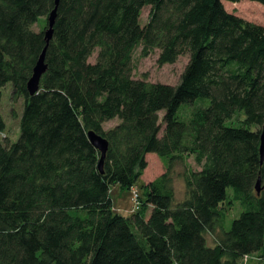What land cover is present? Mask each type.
I'll return each mask as SVG.
<instances>
[{
    "label": "trees",
    "instance_id": "obj_1",
    "mask_svg": "<svg viewBox=\"0 0 264 264\" xmlns=\"http://www.w3.org/2000/svg\"><path fill=\"white\" fill-rule=\"evenodd\" d=\"M60 2L47 72L31 94L55 0H0V98L12 82L14 98L25 99L19 138L0 142V264H246L255 252L264 258V24L230 12L224 0ZM140 45L144 55L159 48L161 64L189 54L180 82L135 78ZM183 104L195 106L189 119L180 118ZM6 127L0 114V132ZM89 131L109 140L104 172ZM150 152L165 170L140 185ZM178 166L183 199L176 197ZM118 184L140 189L131 215L114 209L111 185ZM235 201L244 210L226 228L225 204ZM220 228L210 243L206 234Z\"/></svg>",
    "mask_w": 264,
    "mask_h": 264
},
{
    "label": "rangeland",
    "instance_id": "obj_2",
    "mask_svg": "<svg viewBox=\"0 0 264 264\" xmlns=\"http://www.w3.org/2000/svg\"><path fill=\"white\" fill-rule=\"evenodd\" d=\"M224 6L230 11L235 12L237 15L245 17L246 19L257 22L260 24H264V5L261 4L258 1H252V0H241L238 2H230L228 0H224ZM144 11L141 17V21L143 24H145L148 21V17L151 11V6L147 5L144 6ZM34 28L36 30L41 29V25L39 23L34 24ZM99 49H96L94 53L90 57V61L95 62L97 58V53ZM144 46L140 45L135 48L133 54V76L135 78H142V79H148L152 82H164L167 84H177L180 82L181 79V73L185 69L186 65L188 64L189 60V54H183L179 57V59L174 63H166L161 64L159 62L160 57V49H154L150 51L148 54L144 55ZM2 96L0 98V114L3 115L6 121V129L3 132H0V142H4L5 138H9L12 141H16L19 138V135L21 133V126H20V119L22 117V112L24 109V97H17L14 98L13 93V83L8 82L6 85L2 88ZM207 104H209L210 99H206ZM190 107V109H185V111H188V113L185 114V111L183 110L186 107ZM195 106L189 105V104H183L179 115L182 119H189L191 116V111ZM164 111H161V117L164 115ZM240 118H244L245 116L243 114L240 115ZM117 119L113 121H109L106 124V127L109 128L116 124ZM234 121H239V119H234ZM228 123L233 124L234 122H231L230 120ZM235 125H238V123H234ZM255 128H258L256 126ZM148 159V167L145 169L143 173V177H141L139 184H143L148 180L155 179L158 176L162 174V172L165 170V164L161 160L158 153L150 152L147 156ZM188 161L193 165L194 169L199 168L200 166L195 162L194 157L191 156ZM183 170L182 166H178L176 170V176H175V186L177 189L176 197L178 199L185 198L186 195V185L184 184L183 177L179 174ZM112 187V185H111ZM119 190H115L114 188L111 189V195L113 200H115V210H118L119 207H121L122 213L125 215H131L134 210L135 201L132 198V190L126 189L121 187L118 184ZM229 198H233L234 196V190L232 187L228 189ZM228 213H227V221H226V228H228L231 224V221L234 218L239 217L241 212L244 210V206L240 201H235L233 204H225ZM222 234V228L218 230L216 234L207 233V239L210 243L216 244L218 241V238ZM259 252H255L253 256L249 259L246 264H264V258L260 257Z\"/></svg>",
    "mask_w": 264,
    "mask_h": 264
},
{
    "label": "water",
    "instance_id": "obj_3",
    "mask_svg": "<svg viewBox=\"0 0 264 264\" xmlns=\"http://www.w3.org/2000/svg\"><path fill=\"white\" fill-rule=\"evenodd\" d=\"M60 0H55V8L50 12L51 14L48 16V27L45 30V36H46V43H45V48L43 49L42 53L39 56V60L37 61L35 67H34V73L32 77L29 79L28 82V90L31 94H36V92L40 89V84H41V78L42 76L47 72V63H46V54L48 50V46L52 39L54 38V32H55V26H56V20L58 17V8L60 5ZM263 129L261 132V160L264 162V123H263ZM90 139L94 145H96L99 150L101 151V161L99 164V167L101 168L102 172H104V162L107 157V152L109 150L110 144L109 140L102 136L101 134L96 133L95 131H89L88 132ZM261 178L258 179L257 181V191L260 193L261 191Z\"/></svg>",
    "mask_w": 264,
    "mask_h": 264
},
{
    "label": "built area",
    "instance_id": "obj_4",
    "mask_svg": "<svg viewBox=\"0 0 264 264\" xmlns=\"http://www.w3.org/2000/svg\"><path fill=\"white\" fill-rule=\"evenodd\" d=\"M132 198L135 201L134 210L138 209L141 205L140 189L137 186L132 187Z\"/></svg>",
    "mask_w": 264,
    "mask_h": 264
},
{
    "label": "crops",
    "instance_id": "obj_5",
    "mask_svg": "<svg viewBox=\"0 0 264 264\" xmlns=\"http://www.w3.org/2000/svg\"><path fill=\"white\" fill-rule=\"evenodd\" d=\"M143 177V176H142ZM151 180H153V179H151ZM151 180H148V181H146L145 183H148V182H150ZM112 189L114 188V191L115 190H119V188H118V185H112V187H111ZM120 191V190H119ZM114 209H115V200H114ZM122 209H121V207H119L118 208V210H115V211H117V212H121L122 213V211H121ZM135 210H133L132 212H134ZM124 214V213H123Z\"/></svg>",
    "mask_w": 264,
    "mask_h": 264
}]
</instances>
